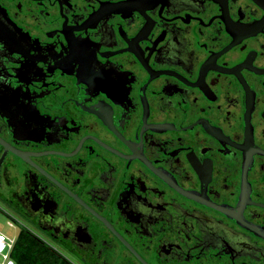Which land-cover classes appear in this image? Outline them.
I'll return each mask as SVG.
<instances>
[{
  "label": "flooded vegetation",
  "instance_id": "obj_1",
  "mask_svg": "<svg viewBox=\"0 0 264 264\" xmlns=\"http://www.w3.org/2000/svg\"><path fill=\"white\" fill-rule=\"evenodd\" d=\"M0 201L81 264H264V0H0Z\"/></svg>",
  "mask_w": 264,
  "mask_h": 264
},
{
  "label": "rangeland",
  "instance_id": "obj_2",
  "mask_svg": "<svg viewBox=\"0 0 264 264\" xmlns=\"http://www.w3.org/2000/svg\"><path fill=\"white\" fill-rule=\"evenodd\" d=\"M8 221H12L13 225L8 224ZM36 230L31 224L24 218L20 217L15 211L6 206L0 201V231L4 232L8 236L15 237L17 240L21 239L25 234L23 230ZM34 237L38 240L33 241L34 245H47L48 248L53 249L58 255L64 259L72 262L73 264H81V262L75 258L70 252L64 249L57 241L49 238L45 235L35 232ZM40 242V243H39Z\"/></svg>",
  "mask_w": 264,
  "mask_h": 264
},
{
  "label": "trees",
  "instance_id": "obj_3",
  "mask_svg": "<svg viewBox=\"0 0 264 264\" xmlns=\"http://www.w3.org/2000/svg\"><path fill=\"white\" fill-rule=\"evenodd\" d=\"M25 236L17 240L11 256L15 264H73L64 259L47 245H34L33 241L38 240L30 230H23ZM40 243V242H39Z\"/></svg>",
  "mask_w": 264,
  "mask_h": 264
},
{
  "label": "built area",
  "instance_id": "obj_4",
  "mask_svg": "<svg viewBox=\"0 0 264 264\" xmlns=\"http://www.w3.org/2000/svg\"><path fill=\"white\" fill-rule=\"evenodd\" d=\"M8 224L13 225V222L8 221ZM15 243V237L8 236L0 231V264H15V261L11 256Z\"/></svg>",
  "mask_w": 264,
  "mask_h": 264
},
{
  "label": "water",
  "instance_id": "obj_5",
  "mask_svg": "<svg viewBox=\"0 0 264 264\" xmlns=\"http://www.w3.org/2000/svg\"><path fill=\"white\" fill-rule=\"evenodd\" d=\"M11 150H12L13 152L17 153L18 155L23 156V154H21V152L16 151L15 149H11Z\"/></svg>",
  "mask_w": 264,
  "mask_h": 264
}]
</instances>
